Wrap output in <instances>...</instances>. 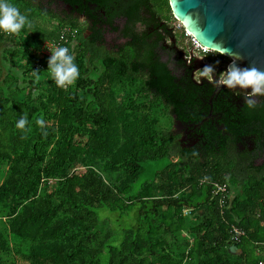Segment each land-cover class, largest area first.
Masks as SVG:
<instances>
[{
    "label": "trees",
    "instance_id": "1",
    "mask_svg": "<svg viewBox=\"0 0 264 264\" xmlns=\"http://www.w3.org/2000/svg\"><path fill=\"white\" fill-rule=\"evenodd\" d=\"M21 1L31 8L32 0ZM58 4L67 10L57 14L52 7ZM36 10L58 24L57 34L44 40H57L64 27L78 29L70 52L80 69L76 89L86 94L58 87L56 97L44 93L43 104L13 102L15 109L0 95V207L10 211L14 244L13 251H2L7 259L0 250V264L264 263V95L254 97L251 108L239 91L223 89L211 100L214 85L195 80L194 58L163 46L169 35L157 29V18L171 20L168 0H41ZM118 19L126 20L124 29ZM107 32L126 42L108 46ZM18 35L0 32V43L14 42V55ZM207 60L213 67L229 62L217 53ZM95 63L104 68L96 82L86 77ZM38 64L45 68L48 59ZM118 78L133 89L139 85L132 95L143 102L112 104ZM156 105L186 128V144L170 130H156L149 116ZM39 107L43 119L31 142ZM116 111L130 138L122 150ZM22 114L28 124L20 129ZM89 152L91 165L69 173ZM96 161L105 172L117 163L122 176L104 183L91 167ZM160 161L154 179L139 183L146 165ZM43 179L57 180L58 188L38 198ZM104 218L114 224L105 236L97 231ZM233 228L244 233L239 242H231Z\"/></svg>",
    "mask_w": 264,
    "mask_h": 264
},
{
    "label": "rangeland",
    "instance_id": "2",
    "mask_svg": "<svg viewBox=\"0 0 264 264\" xmlns=\"http://www.w3.org/2000/svg\"><path fill=\"white\" fill-rule=\"evenodd\" d=\"M40 1L41 0H32L31 8H28L23 4L21 0H13V2L20 8L22 13H24L25 15H30V22L33 24L31 28L27 29L25 35L23 33L18 35L20 32L16 34L18 36L14 38L16 39L15 42L20 43L19 48H17L18 54H12V51L15 50V46L12 45L14 42L0 43V95L1 97L3 96L9 99L10 102L9 104H7V107L13 109H15L14 105L12 104L13 102L22 101L29 103L30 105L33 104L37 106L39 104V101H41V103L43 104V100L47 99V97L44 96V93H47L52 97H56L57 95L58 86L55 84V81L47 71L48 66L40 69L41 66L38 64V59L42 58L44 52L49 51L46 47V42H48V40L44 39L46 38V35L48 33L57 34L58 24L56 20L39 15L36 10V5H38ZM52 9H54L57 14H60L64 10H67V8L61 4L52 7ZM80 25V28L84 30L86 27V23H84V20L81 19ZM174 28L176 30L175 39L177 48L182 52L184 58L187 59V61H190L192 51L189 45V41L185 36L186 31L183 29V26L179 21H175ZM105 41L106 44L111 47L123 44L124 42L118 37L117 34L112 32H107L105 34ZM75 46L76 44L73 45V47ZM206 63L207 65H211V61ZM194 64L196 67L194 73L195 80L197 82L207 80L211 83H216V81L221 78V76L223 75L222 68L225 66L216 65L215 67H213L216 72L220 71V73H217L216 77H214V75L212 74L213 78L209 79L206 75L202 74V70L205 67L202 62L194 59ZM88 68L89 72L86 77L94 82H96L104 72V68L97 63L89 65ZM31 81L33 84L32 87ZM35 85H37L36 88H34ZM139 89V85L135 89H133L129 87L125 79L118 78L113 83L110 102L113 104L114 101H117V103L120 105H127L129 103V100L133 99L136 103H142V100L136 99L134 95H132L133 91L136 93L139 91ZM64 90H66L67 94H76L78 97H82L84 94H86V92H79L76 89L75 83L66 86ZM38 98H41V100H35ZM85 98L86 96H84V99ZM88 98L92 100V96H89ZM50 107L55 109V105H53L52 103H50ZM41 110V107H39V111L35 113L31 118L32 125L30 131H28V136L30 137L31 142L32 137L38 133V127L40 126L43 119ZM118 114L119 112L117 111L114 113V127L117 130L116 141L118 143V148L122 150L124 143L129 142L130 138L128 136V131L126 133V131L124 132L120 130L119 124H121V121H118L116 118ZM149 116L151 120L155 121V128L158 132L170 130L175 134L177 139H179L182 144H186L188 142V133H186L187 131L185 132V128L176 124L174 119L169 115L168 110H166L164 107L160 105L152 107L149 112ZM115 122L117 126H115ZM81 160L83 162L78 161L75 165L71 166L69 173H77L78 171L85 169V165H91L93 161L92 154L90 152L84 154ZM99 164L100 163L96 161L94 164H92L91 167H93V169L103 177L104 183L108 184L110 183V181H114L117 177L122 176L121 168L117 163L115 167L108 170V172H105L106 170H102V165L99 166ZM2 165H5V162H3ZM163 165L164 161L147 164L146 171L141 177L139 183L153 180L155 177V172L159 171ZM5 167L8 170L9 164H6ZM42 182V186H40L39 188L40 190L37 197L42 198L43 195H46L47 197L52 196L58 188V181L48 179L43 183ZM9 214L10 211L7 208L5 209L2 206L0 207V244H2V248H0V250L3 256H1L2 259H7L6 256L4 257V253L2 251L6 252L7 249L9 250V248H11V250L13 251L14 247V244L11 241L10 219L7 217ZM186 218L190 219L188 220V222L194 221V218L191 215L187 216ZM113 227L114 224L104 218V221L102 220L101 223L97 226V231L105 236L110 233ZM187 237L189 236L187 235ZM229 250L232 254L240 253L236 248L233 247L229 248Z\"/></svg>",
    "mask_w": 264,
    "mask_h": 264
},
{
    "label": "water",
    "instance_id": "3",
    "mask_svg": "<svg viewBox=\"0 0 264 264\" xmlns=\"http://www.w3.org/2000/svg\"><path fill=\"white\" fill-rule=\"evenodd\" d=\"M168 1L173 16L186 32L201 46L229 59L223 73L233 64L264 71V0ZM211 84L214 85L211 100L219 91L229 89L218 80Z\"/></svg>",
    "mask_w": 264,
    "mask_h": 264
},
{
    "label": "clouds",
    "instance_id": "4",
    "mask_svg": "<svg viewBox=\"0 0 264 264\" xmlns=\"http://www.w3.org/2000/svg\"><path fill=\"white\" fill-rule=\"evenodd\" d=\"M26 26H30V21L13 0H0V32L10 35L17 34ZM48 50H50L51 55L48 59L47 71L55 84L58 87L73 84L79 77L80 69L69 48L56 46ZM214 72L215 69L212 65H205L202 70V74L209 79L213 78ZM218 83L229 89H251L245 93V103L249 108L255 106L254 97L264 95V71L255 67L241 68L238 64L230 65L229 68L225 69ZM27 124V115L22 114L16 126L23 129Z\"/></svg>",
    "mask_w": 264,
    "mask_h": 264
},
{
    "label": "built area",
    "instance_id": "5",
    "mask_svg": "<svg viewBox=\"0 0 264 264\" xmlns=\"http://www.w3.org/2000/svg\"><path fill=\"white\" fill-rule=\"evenodd\" d=\"M78 35V29H73L70 27H64L61 29V31L58 34V39L55 41H48L46 42V47L47 49H52L56 46H67L70 50V46H72L77 38ZM185 36L187 37L188 41H189V45L191 47V59H198L201 61H204L205 59H207V57L212 56L214 53L213 52L203 46H201L196 39L190 35L188 32L185 33ZM218 54V53H217ZM51 55L50 50L44 52V55L42 56V58H46L49 59ZM65 89V87H63ZM217 190L219 192H224L225 189L222 187L217 186ZM190 214V211H184V215ZM244 235V233L237 229V228H233L232 229V233H231V242H239L240 238Z\"/></svg>",
    "mask_w": 264,
    "mask_h": 264
},
{
    "label": "flooded vegetation",
    "instance_id": "6",
    "mask_svg": "<svg viewBox=\"0 0 264 264\" xmlns=\"http://www.w3.org/2000/svg\"><path fill=\"white\" fill-rule=\"evenodd\" d=\"M169 2V1H168ZM169 7H170V5H169ZM170 11H171V9H170ZM76 15V14H75ZM170 16H171V20L170 21H165V20H161V18H157V20H158V26H157V29H160L161 31H165V30H167V32H168V35H169V38H167L165 41H164V43H163V46L165 47V49L167 48V47H169V48H176L177 47V43H176V39H175V34H176V30H175V28H174V23H175V21H177L176 19H175V17L173 16V14H172V11L170 12V14H169ZM81 19L82 20H84V23H87L86 22V20L83 18V17H80L79 18V22L81 21ZM116 24H118V26L120 27V29H124L125 28V24H126V20L125 19H118L117 21H116ZM182 25V24H181ZM183 26V25H182ZM184 29V28H183ZM170 36H173V37H170ZM104 37H105V35H104ZM119 37V36H118ZM121 40L122 41H124L123 42V44L126 42V40L124 39V38H121ZM170 50V49H169ZM179 50V49H178ZM197 59V58H196ZM195 59V60H196ZM198 60V59H197ZM199 61H201V60H199ZM205 62H210L209 60H207V59H205L204 60ZM195 69H196V67H195ZM217 73L219 74L220 73V71L219 72H214L213 73V75H214V77H216L217 76ZM185 132H186V128H185ZM187 133V132H186Z\"/></svg>",
    "mask_w": 264,
    "mask_h": 264
},
{
    "label": "bare ground",
    "instance_id": "7",
    "mask_svg": "<svg viewBox=\"0 0 264 264\" xmlns=\"http://www.w3.org/2000/svg\"><path fill=\"white\" fill-rule=\"evenodd\" d=\"M183 24L185 25V22H183Z\"/></svg>",
    "mask_w": 264,
    "mask_h": 264
}]
</instances>
